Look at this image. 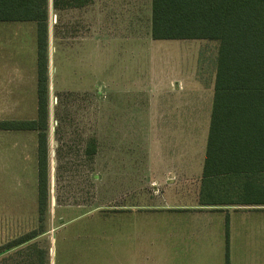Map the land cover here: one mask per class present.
I'll return each instance as SVG.
<instances>
[{
	"label": "rangeland",
	"instance_id": "rangeland-1",
	"mask_svg": "<svg viewBox=\"0 0 264 264\" xmlns=\"http://www.w3.org/2000/svg\"><path fill=\"white\" fill-rule=\"evenodd\" d=\"M58 19L55 37L50 6L48 161L50 199L55 201L47 217L50 264H108V250L93 246L103 242L89 238L171 232L177 220L189 216L170 207L197 202L199 186H123L130 188L125 205L118 200L111 204L125 210L107 211L103 186H94L91 177L98 171L93 164L90 170L83 157L88 142L95 139L97 153L149 151L154 122L191 120V149L201 154L218 45L153 41L150 0H94L84 9L60 12ZM167 79L171 89L163 85ZM35 113V27L0 23V121L29 120ZM128 156L127 174L128 164L134 163ZM36 165L35 134L0 131V247L36 226ZM248 210L232 216L236 227L244 217L247 233L264 235V207ZM196 216L213 220L216 230L224 221L220 213ZM256 243L263 246L264 238ZM13 253L0 257V264ZM142 256L135 264H165L167 259L165 251L151 252L145 245Z\"/></svg>",
	"mask_w": 264,
	"mask_h": 264
},
{
	"label": "trees",
	"instance_id": "trees-1",
	"mask_svg": "<svg viewBox=\"0 0 264 264\" xmlns=\"http://www.w3.org/2000/svg\"><path fill=\"white\" fill-rule=\"evenodd\" d=\"M92 4L94 0H0V23L35 27L36 97L33 119L0 121V131L35 134L37 164L36 226L0 247V257L14 252L1 264H50L49 8L56 16V37L60 12ZM150 37L218 45L199 206L215 211L264 207V0H150ZM88 143L83 157L89 161L97 147L95 139ZM228 227L226 217V264Z\"/></svg>",
	"mask_w": 264,
	"mask_h": 264
},
{
	"label": "crops",
	"instance_id": "crops-1",
	"mask_svg": "<svg viewBox=\"0 0 264 264\" xmlns=\"http://www.w3.org/2000/svg\"><path fill=\"white\" fill-rule=\"evenodd\" d=\"M169 83H171V80L167 79V82L163 85L167 84L168 89H171ZM184 87H186V84ZM181 91L180 88L177 93ZM190 121L154 122L152 128L155 127L156 134L151 135L149 151L127 153L106 150L102 153H96L90 158L91 160L88 161L90 170L93 164L94 169L98 171V176L94 174L91 177L94 180V186H103L104 199L108 201L107 211L125 210L126 206L118 209H114L115 206H113V204H116L113 203V200H118L124 204L130 188L123 186H153V189H155V186H200L205 149L199 155L192 151V130L190 129L192 121ZM128 155H131V160L134 163L128 164L129 170L127 171L130 172L127 174L125 165L127 159L130 158ZM99 158H101V162L97 161ZM99 176H101V182L96 183ZM192 179L196 182H191ZM155 190H153V193H155ZM248 209L249 207H229L223 208L222 211H215L211 207L199 206L198 202H178L169 210L189 216L177 220L179 224L176 227L183 225V228L176 229V227H173L171 232L164 235L157 233H119L103 235V238L96 236L89 238V240L103 242V244L94 243L93 246L95 248L102 245L108 250L110 254L107 260L108 264L141 263L143 261L144 245L151 252L165 251L167 253L165 264H226L225 220L227 217L229 221L228 264L264 262V256H254V252H264V245L261 246L256 243L262 241L264 235L255 234L254 232L247 233L246 228L243 227L246 220L244 217L241 218L243 222L238 228L232 220L234 214H245L251 211V209L250 211ZM211 213L224 215V221L222 223V220H220L217 230L213 227V220L196 216L197 214L207 215ZM144 242H149V245L144 244ZM157 242H165V244L158 245ZM145 259L148 261V257ZM155 262L156 264L160 263L157 260Z\"/></svg>",
	"mask_w": 264,
	"mask_h": 264
},
{
	"label": "water",
	"instance_id": "water-1",
	"mask_svg": "<svg viewBox=\"0 0 264 264\" xmlns=\"http://www.w3.org/2000/svg\"><path fill=\"white\" fill-rule=\"evenodd\" d=\"M51 171L53 172L54 169L52 168ZM52 182H53V178L51 180V184H52ZM51 204H52V206H54V204H55L54 198L51 199Z\"/></svg>",
	"mask_w": 264,
	"mask_h": 264
}]
</instances>
